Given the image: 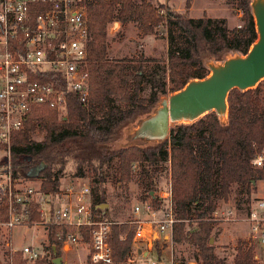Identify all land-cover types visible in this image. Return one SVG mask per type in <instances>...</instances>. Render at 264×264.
Masks as SVG:
<instances>
[{
	"label": "trees",
	"instance_id": "obj_1",
	"mask_svg": "<svg viewBox=\"0 0 264 264\" xmlns=\"http://www.w3.org/2000/svg\"><path fill=\"white\" fill-rule=\"evenodd\" d=\"M250 1L236 0V7L244 13V24L229 30L222 20L193 19L191 0L186 1L183 11L170 8L164 11L159 0H84L88 100L71 94L63 117L46 108L33 110L26 117L22 128L13 134L9 148H3L8 153L12 180L21 185L38 181L39 193L55 195L62 188L67 171H71L72 179L88 178L92 217H98L99 213V219L108 220L99 211L100 206L107 204L108 170L114 169L113 180L124 188L125 194L134 183L139 201L160 208L163 202L157 186L167 174L169 164L177 221L172 227V243L193 248L197 264H227L226 258L218 255L210 244L216 225L212 214L220 202H227L234 187L240 191L245 188L250 200L256 184L264 180V168L252 166L255 154L264 151V100L260 84L245 92L230 91L225 123L211 112L193 124L174 126L169 139L162 143L128 145L125 140L126 144L119 148L111 149L109 145L116 142L123 126L136 124L151 113L162 96L182 89L189 80L206 77L207 62H221L228 54L247 53L257 37ZM114 23L120 25L115 34L118 37L122 36L121 29L131 24L146 37L158 36L164 27L168 39L166 66L142 56L135 66L126 58L109 57L108 30ZM145 77L151 87L149 98L139 95ZM36 133L43 134L39 141L33 138ZM36 168L40 170L34 174ZM152 192L155 196L150 195ZM37 208V201L30 205V223L40 221ZM7 219L4 201L0 203V223ZM61 229L47 228V254L35 264H47L52 247L60 256L64 243L56 234ZM82 234L84 241L89 242L87 228L82 229ZM132 235L133 227L128 224L111 225L109 241L114 264L129 259ZM8 258L12 264H28L21 252L5 258L0 253V263ZM228 264H255L253 248L243 240L238 241Z\"/></svg>",
	"mask_w": 264,
	"mask_h": 264
},
{
	"label": "built area",
	"instance_id": "obj_2",
	"mask_svg": "<svg viewBox=\"0 0 264 264\" xmlns=\"http://www.w3.org/2000/svg\"><path fill=\"white\" fill-rule=\"evenodd\" d=\"M163 7L166 11L167 6ZM87 57L84 0H0V148H9L13 134L33 110L46 108L63 117L68 96L76 94L83 101L88 100ZM257 160L259 163H254ZM252 166L264 168V151L255 154ZM159 196L163 202L160 208L139 200L132 205V246L140 241L151 246L154 234L171 237L177 221L170 185ZM4 201L8 219L0 225L9 230L29 224L45 230L60 227L56 237L64 244L88 248L87 264H114L109 241L113 222L92 217L90 188L83 180L71 181L51 195L39 193L37 187L17 184L10 168H6L0 175V203ZM35 201L40 221L30 223L29 208ZM238 215L232 206H218L212 221L215 226L235 222ZM243 222L247 230L243 241L253 248V261L264 264V196L250 199ZM83 228L88 229L89 242L84 241ZM16 252L23 253L32 263L46 256L27 246L9 254ZM0 264H12V260L8 258Z\"/></svg>",
	"mask_w": 264,
	"mask_h": 264
},
{
	"label": "rangeland",
	"instance_id": "obj_3",
	"mask_svg": "<svg viewBox=\"0 0 264 264\" xmlns=\"http://www.w3.org/2000/svg\"><path fill=\"white\" fill-rule=\"evenodd\" d=\"M163 6L167 8L183 11L185 9V3L187 0H159ZM190 16L193 19H199L202 17L210 18L213 21H223L226 28L232 30L234 28H240L244 24V13L241 9L236 7V0H191L190 2ZM240 26V27H239ZM120 30V25L114 23L108 30V43H109V57L116 59L126 58L132 62V66H135V62L139 61V58H145V43L146 36L138 29L134 24L128 25L126 28L121 29L122 36H116V32ZM154 52L150 53V57L157 58L160 61L161 66H166L167 51H168V39L166 30L164 27L160 29V33L156 36L154 43ZM148 56V55H147ZM150 66V65H149ZM151 67V66H150ZM148 67V68H150ZM146 69V72L149 69ZM209 72V70H208ZM262 89V100H264V80L260 83ZM171 85L167 80V88ZM151 93V87L148 83L147 77L143 80L140 96L142 98H149ZM171 93H167L165 96ZM115 102L119 104L118 100ZM263 103V102H262ZM135 123H127L119 131L118 139L115 143L109 145L111 149L119 148L126 144V136L128 130L133 127ZM42 133H36L34 139L39 141L42 138ZM8 153L3 148H0V175H2L6 168L9 167L7 162ZM168 164V163H167ZM170 167L168 164V172L164 174L158 182V192L166 191L170 185ZM71 171H67V177L63 181V185L76 181L70 178ZM115 175L114 169H110L106 172L107 179V204L99 207L101 214H106L108 221L117 224H129L132 220V205L139 200V192L134 183H131L128 187V191L125 194L124 188L118 185L113 177ZM88 184L89 188L91 181L88 178L83 180ZM25 184V183H24ZM27 186L37 187L38 181L27 182ZM96 190L93 191V193ZM264 196V180L259 181L256 184L255 193H252L251 198ZM90 200H92L90 189ZM247 194L244 189L234 187L227 199V202H220V207L225 209L229 206L234 207L240 215L236 216L235 222L221 223L213 229V245L218 255L225 257L227 264L230 263L232 256L234 255V248L238 241H242L247 236V230L243 219L246 214ZM248 202V203H249ZM99 217V213L97 215ZM131 226V225H130ZM49 245L47 238V230L40 225H27L15 227L11 230L5 226L0 225V253L3 258L12 252V250L21 251L23 247H31V249L41 255L47 254L46 248ZM63 245L60 250V256L67 261V264H76L74 259L81 254V257L86 262L88 256V248L85 245H77L76 248L69 252V247ZM141 248L146 252V243L143 241L138 242L136 248ZM157 251H160V255H157ZM146 256L136 257L135 254H130V261L121 264H170V257L172 262L177 264H188L189 262H198L196 258L195 250L188 245H176L170 240L164 242L163 240L154 243L152 249L147 251ZM45 258V257H44ZM53 257L48 256L47 264H51ZM28 264H35L32 261H28Z\"/></svg>",
	"mask_w": 264,
	"mask_h": 264
},
{
	"label": "water",
	"instance_id": "obj_4",
	"mask_svg": "<svg viewBox=\"0 0 264 264\" xmlns=\"http://www.w3.org/2000/svg\"><path fill=\"white\" fill-rule=\"evenodd\" d=\"M250 11L257 37L247 53L228 54L221 62H207L206 77L189 80L182 89L162 96L154 110L128 130V145L162 143L169 139L174 126L193 124L211 112L221 123L226 122L230 91L253 90L264 80V0H251ZM39 170L36 168L34 174ZM150 195L155 196V192ZM52 257L51 264H61L62 258L54 247Z\"/></svg>",
	"mask_w": 264,
	"mask_h": 264
},
{
	"label": "crops",
	"instance_id": "obj_5",
	"mask_svg": "<svg viewBox=\"0 0 264 264\" xmlns=\"http://www.w3.org/2000/svg\"><path fill=\"white\" fill-rule=\"evenodd\" d=\"M155 38H156V36L155 37H152V36L146 37L145 43L147 45L145 46V53H146V50H147L148 54L146 53L145 58L157 60V58H154L152 56L150 57V53H153L154 52V46L152 44L154 43ZM47 236H48V232H47ZM153 239H154V242H152L151 246H149L148 243H146V248H147L146 250L147 251H150L152 249L154 243H157V242H159L161 240H163L165 243L166 242H169L171 240V237L168 236L167 234H154L153 235ZM137 244H133V246H132L133 248H132L131 255L132 254H135L136 257H142L143 255L146 256L148 254L147 251L144 252L145 250H143L141 248H138V247L136 248V245ZM65 246H68L69 247V252L71 253V251H73L76 248L77 245L66 244ZM170 260L172 262V258L171 257H170ZM73 261H75L76 264H87V257H86V262H84V259L81 257V254H79L77 256V259H74ZM128 261H130V260H128ZM169 263H170V261H169ZM61 264H67V261L64 260V256L62 258Z\"/></svg>",
	"mask_w": 264,
	"mask_h": 264
},
{
	"label": "clouds",
	"instance_id": "obj_6",
	"mask_svg": "<svg viewBox=\"0 0 264 264\" xmlns=\"http://www.w3.org/2000/svg\"><path fill=\"white\" fill-rule=\"evenodd\" d=\"M254 163H259V161L257 160V161H254Z\"/></svg>",
	"mask_w": 264,
	"mask_h": 264
}]
</instances>
